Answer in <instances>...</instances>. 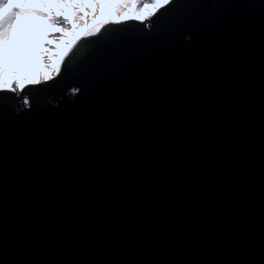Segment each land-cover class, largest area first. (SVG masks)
Here are the masks:
<instances>
[{
    "label": "water",
    "instance_id": "water-1",
    "mask_svg": "<svg viewBox=\"0 0 264 264\" xmlns=\"http://www.w3.org/2000/svg\"><path fill=\"white\" fill-rule=\"evenodd\" d=\"M108 21L0 94V264H264V0Z\"/></svg>",
    "mask_w": 264,
    "mask_h": 264
},
{
    "label": "snow or ice",
    "instance_id": "snow-or-ice-1",
    "mask_svg": "<svg viewBox=\"0 0 264 264\" xmlns=\"http://www.w3.org/2000/svg\"><path fill=\"white\" fill-rule=\"evenodd\" d=\"M177 0H123V3L116 5L115 16L117 19L108 21L111 24H124L131 20L139 22L145 28L151 30L150 25L160 20L169 9L176 4ZM41 4L47 12L39 11L25 2H17V0H0V94L17 92L25 93L29 87L47 86L56 83L68 69V60L70 55H74L73 49L79 44L81 36L75 35L77 32V24L84 21L83 9L87 6L92 15V27H88L87 23L83 24L87 30L83 34V38L99 37L105 24H96L95 20L99 15V10L103 7L111 8L112 0H88L87 4L78 2V0H41ZM93 5L95 10H93ZM72 8L75 11V20L68 19L64 9ZM53 9H59V13ZM132 11L131 16H127L126 12ZM23 20L36 28H45V41H38L40 45L35 51L27 50L20 59L25 63L40 64L41 70L39 74L33 78L29 74H25L23 78L17 70H11V79L8 78L11 65L13 63L9 46L13 43V30L18 21ZM41 21H46L44 25ZM59 28V33L48 31L47 29ZM68 34H72L75 38L68 44L66 51L59 55H54L57 49L52 47L53 42L64 43ZM79 50L78 48L76 49ZM73 93H79L80 88L74 87L70 90ZM25 105L29 104V98L25 94L23 98Z\"/></svg>",
    "mask_w": 264,
    "mask_h": 264
},
{
    "label": "rangeland",
    "instance_id": "rangeland-1",
    "mask_svg": "<svg viewBox=\"0 0 264 264\" xmlns=\"http://www.w3.org/2000/svg\"><path fill=\"white\" fill-rule=\"evenodd\" d=\"M79 2V0H78ZM80 2L87 4L88 0H81ZM93 10H95V6L93 5ZM75 15V11H74ZM106 15L110 18L117 19L115 15H112L109 10H99V15L95 20V23H102L103 21H108L106 19ZM127 16L132 15V11H128L126 13ZM83 16L84 21L77 24V32L75 35L83 36L86 32V28L83 27L84 23H87L88 27H92V15L91 12L88 10L87 6L83 9ZM25 22L20 20V22L15 26L13 30V43L9 47L10 57L13 61L11 65L10 72L7 74L8 78L11 79V70H17L20 73V77L23 78L25 74H29L31 77L35 78L39 71L41 70V65L37 63H25L23 60L20 59L21 55L24 54L25 48L27 46V50L33 51L28 43L32 42L34 44L35 50L40 46L37 42L41 41L40 38H34L31 34L26 33ZM51 32L59 33V28L57 30H51ZM75 37L72 34H68L67 39L64 43L53 42L52 47L57 49L58 51L54 53V55H59L67 50L68 44L74 39ZM16 96H21L20 92L15 93Z\"/></svg>",
    "mask_w": 264,
    "mask_h": 264
},
{
    "label": "trees",
    "instance_id": "trees-1",
    "mask_svg": "<svg viewBox=\"0 0 264 264\" xmlns=\"http://www.w3.org/2000/svg\"><path fill=\"white\" fill-rule=\"evenodd\" d=\"M81 0H79V2H80ZM17 2H21V3H23V2H25V0H17ZM26 2H27V4L28 5H30V6H32V7H35L37 10H39V11H43V12H47L48 11V9H45L44 7H43V5L41 4V0H26ZM49 2H51V0H49ZM112 2H113V6L111 7V8H108V7H103V8H101L100 10L102 11V10H109L110 12H111V14L112 15H115V12H116V5L117 4H121V3H123V0H112ZM53 11L54 12H57V13H59V9H53ZM128 11H131V10H128ZM127 11V12H128ZM64 12H65V14H66V16H67V18L68 19H72V20H75V15H74V10L72 9V8H65L64 9ZM126 12V13H127ZM23 21V20H22ZM20 21H18V23H19ZM25 22V21H24ZM17 23V24H18ZM41 23L42 24H44V25H46L47 24V22L46 21H41ZM16 24V25H17ZM25 28H26V33L27 34H31L34 38H36V37H38V38H40V40L41 41H45V28H36V27H33L31 24H28L27 26H26V23H25ZM48 31H51V30H57V28L56 29H47ZM28 45H29V47L33 50V51H35V48H34V44L32 43V42H29L28 43ZM11 46V45H10ZM9 46V47H10ZM64 84H67L66 82H65V80L61 77V78H58L57 79V82L56 83H51V85H53L52 87H56V88H59V86L60 85H64ZM73 87L70 85V87H69V90L70 89H72ZM12 94V93H11ZM55 98H57L56 97V95H54L51 99H53V100H55ZM10 103L15 107V108H21L23 105H25L24 103H23V97H21V96H16L15 94H12V98H11V101H10Z\"/></svg>",
    "mask_w": 264,
    "mask_h": 264
},
{
    "label": "bare ground",
    "instance_id": "bare-ground-1",
    "mask_svg": "<svg viewBox=\"0 0 264 264\" xmlns=\"http://www.w3.org/2000/svg\"><path fill=\"white\" fill-rule=\"evenodd\" d=\"M106 19L109 20V19H112V18H110V17H108V16L106 15ZM97 24H99V23H97Z\"/></svg>",
    "mask_w": 264,
    "mask_h": 264
}]
</instances>
